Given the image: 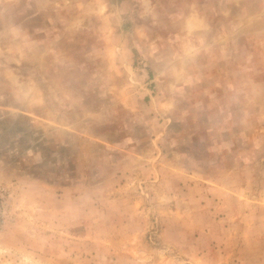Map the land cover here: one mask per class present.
<instances>
[{"label":"rangeland","instance_id":"374dc122","mask_svg":"<svg viewBox=\"0 0 264 264\" xmlns=\"http://www.w3.org/2000/svg\"><path fill=\"white\" fill-rule=\"evenodd\" d=\"M0 264H264V0H0Z\"/></svg>","mask_w":264,"mask_h":264}]
</instances>
